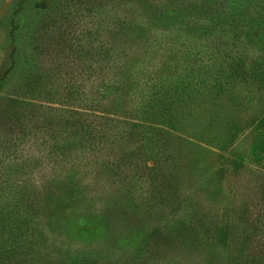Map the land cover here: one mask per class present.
<instances>
[{
	"label": "rangeland",
	"instance_id": "obj_1",
	"mask_svg": "<svg viewBox=\"0 0 264 264\" xmlns=\"http://www.w3.org/2000/svg\"><path fill=\"white\" fill-rule=\"evenodd\" d=\"M37 1L28 0L24 8L20 0H0V97L24 94L61 109L80 106L111 111L120 104L119 111H124L109 124L115 137L123 133L130 142L126 150L118 142L110 148L111 155L127 151L135 156L127 162L132 165H120L121 176L98 174L94 187L87 179L81 181L84 176L78 166L83 161L65 166L73 175L53 179L48 170L51 162L29 160L41 149L53 151L50 142L24 136L18 156L5 162L9 178L25 176L17 164L28 156L24 168L29 188L0 193V264H126L129 249L143 242L142 235L147 240L145 255L136 264H239L248 257L264 238V84L257 87L250 74L241 80L227 79V72L237 55L245 58V68L264 58V34L253 26L250 36L254 38H246L249 43L244 46L217 47L220 38L211 40L182 23L162 28L144 11L142 0H100L98 20L88 21L86 13L78 15L83 19L66 15L70 18L44 30L39 26L41 12L57 0ZM91 6L89 15H93ZM133 18L140 22L138 34L117 33L118 24ZM92 45L97 48L87 52ZM79 46L87 51L75 62L78 53L72 52ZM19 50L28 54L27 63L15 69L13 59ZM209 51L226 56L206 57L194 78L179 81L185 90L171 85L178 81L176 73L182 72L179 65L190 70L197 64L198 53ZM69 64L78 73L74 95L63 89ZM23 69L25 74L20 72ZM260 73L264 76V69ZM153 84L168 91L167 102L159 109L146 104ZM172 90L177 91L175 95ZM147 110L158 111L147 116ZM141 121L144 129L138 126ZM156 137L163 140L158 142ZM105 148L100 141L99 150L90 151L101 153ZM154 151L162 153L176 176L172 186L165 185L164 194L165 189L158 193L152 185L123 181L124 170L152 165L146 159ZM93 165V171L109 166L99 161ZM42 176H50L55 183ZM108 179L117 184L107 187ZM114 200L123 202L126 217L125 213L101 216L104 205ZM11 224L38 229L44 235L32 236L27 249L23 242L9 250Z\"/></svg>",
	"mask_w": 264,
	"mask_h": 264
},
{
	"label": "trees",
	"instance_id": "obj_2",
	"mask_svg": "<svg viewBox=\"0 0 264 264\" xmlns=\"http://www.w3.org/2000/svg\"><path fill=\"white\" fill-rule=\"evenodd\" d=\"M27 2L28 0H20V7L24 6L25 8ZM34 2L38 4L37 0H34ZM142 3L145 7L144 8L142 6L144 11L147 10L151 19L160 21L162 28L164 26L176 28L179 26L178 24L182 23L186 29H192V31L199 30L201 33L203 32L206 38H211V40L216 37L220 38L217 42H215L217 47H236V49H238L244 46L248 42L246 38H254L250 36V31L253 26L257 27L259 29L258 31L264 34V0H142ZM105 4L107 5V3ZM173 4H175V6H173ZM100 5H102L100 0H57L52 6L47 7L45 11L42 10V15L39 19V26L43 27L45 30L51 24L58 25L59 23L60 25L62 22L61 20L70 18L66 15H73L72 17H79L80 19H83L84 17L78 16L80 13H86L87 17L90 16L88 21H92V18L96 21L98 20L99 13H101L98 10V6L100 7ZM89 6H91L93 10V15H89V13L92 12ZM38 9L41 8L38 7ZM105 9H107V7H105ZM37 13H40V11L38 10ZM104 13H106V11H104ZM114 14L116 16L118 12L114 11ZM19 17L17 18L18 20L20 19ZM103 20L107 22L106 17L104 16ZM130 22L134 23L131 27ZM137 23L140 22L135 18L121 22V24H118L119 28L117 27V33H126L129 35L138 34V32L141 31V28ZM32 32L36 35L33 29ZM29 33H31V31H29ZM257 38L259 39L260 37ZM262 42L264 43V40H262ZM120 46H124V44L120 42ZM95 48H97L96 45H92L90 51H87V49L81 48L80 46L76 47L72 52L78 53L77 60L74 57V61L79 62L81 56L84 55L82 51L93 52L92 50ZM38 50L39 49L36 51ZM23 53L24 51L21 53V50H19V52L15 54V58L13 59L15 62V69L18 66H22L25 62L27 63L28 54L24 55ZM198 54H200V56L197 60V64L196 66H192L193 68L190 70H188L189 67L179 65V69L182 72L176 73L175 76L178 81L175 83L171 82L172 86L178 87V85H180V90H185L184 84L179 81L183 78H194L202 66L204 67L206 57L212 56L213 58H217V56H226V54H221V56L215 51ZM261 57H264V54ZM102 60L107 61L104 58H102ZM254 62V64H250V67L245 68V58H243L242 55H237V57H234L233 59L231 71L227 72V79L238 77L237 80H241L246 78L245 76L247 74H250V81L256 83L257 87H259V84H264V76H258L263 73H260V68L264 69V58L260 59V61ZM69 66L70 68H68L65 72L63 89H65L69 95H74L73 89L77 86L76 84L79 83L78 73L71 64H69ZM23 71L24 69L20 72L25 74L26 71ZM223 75L224 73L220 76ZM205 81L206 78H202L201 82L205 83ZM153 86L154 84L149 87ZM151 91L152 93H149L146 98V104L149 106H155L159 109L161 105L167 102L168 91H163L158 86L156 88L153 87ZM43 92L47 97L50 94L47 89L43 90ZM176 92L177 91H173V94L175 95ZM119 105L118 107L115 105V107H117V111L115 110V107L113 108V106L111 107V111L101 110L94 107L85 108L80 106L79 109H61L50 105L48 101H45V103L39 100L37 101L34 96L28 97L24 94H16V96H1L0 193L3 191L7 194V191H15V189H19V187H22L19 189V192L22 189L26 191L29 188V184H26L27 180L25 179V176L28 180L29 178L26 175L27 171L24 168V164H27L29 160H32L33 163L37 164L51 162L52 165L48 170L53 172L51 175L53 176L52 178L54 179V176L65 174L63 180L66 177V174L73 175L75 173L73 170L67 172L68 170L65 166L69 163L77 164L83 161L84 165L78 166L82 167L80 173L84 176L81 181L87 179L89 182L88 185H92L94 187H96L99 182L98 174H101L102 177H112L115 175L121 176L122 167H120V165L131 162L135 154L133 155L126 151L122 152L118 157L111 155L110 148H113L118 142L119 146L123 149H125L126 146H128L127 144L130 142L129 140L127 141L125 136H123V133H119L115 137L112 127H110L109 124V121L114 120V116L117 115L118 112L124 111H119ZM85 109L88 110L84 111ZM96 111L99 114L95 113ZM157 111L153 110V112H149L147 110V116L154 114ZM118 116L121 117V115ZM130 118L131 115L125 116L124 123L129 121ZM129 125L132 126L131 124ZM138 126L143 129L145 128L143 121L139 122ZM134 131L139 133L138 128H135ZM26 135H31L33 137L39 136L41 143L50 142L49 145H51L54 150L44 153V149H41L40 151L36 149L38 152L35 155L32 154L33 156L29 160L28 156H22L19 165L17 164V170H23L22 172L25 176L20 174L19 177L9 178L10 171L5 160H9L10 157L15 158L18 156V147L22 138ZM156 140L160 142L163 139L160 140L159 137H156ZM100 141L102 143H106V148L101 153L90 151L91 149L99 150ZM147 143H149V141H147ZM3 155L7 158L1 159ZM161 157V152L159 153V151H154V153L146 159V161L151 160L153 162L152 165L142 167L138 170H124L123 181L129 183L131 180H136L146 184V187L152 185L150 187H156L159 189L158 193L162 189H165V185L167 183L168 187L170 186L169 183H171L172 186L173 182L170 181L176 176L171 174V169L168 168V165L165 163L166 161ZM97 161L102 162L103 164L107 163L109 166H103L99 169V171H93L91 167H93V163H96ZM127 164L132 165L131 163ZM34 168L37 169L38 167ZM44 168L47 170L48 167ZM31 170L32 172L35 171L33 169ZM46 170L39 172L45 173ZM42 177H44L43 179L49 183H55L50 176ZM116 184L117 183H112L111 179H108L107 187ZM123 185L124 184H122V186ZM174 188H176V185H174ZM121 189H123V187ZM164 193H166V189L163 194ZM16 195L20 196L18 191ZM261 198L264 199V193L261 195ZM104 208L105 209L101 215L104 218L113 217V215L121 217L124 213L126 217L123 202L117 200L109 201L104 205ZM262 210L264 211V207ZM8 230L10 231V234L8 233L7 235L10 244L9 250H13L17 246L20 247L23 242L27 249L31 246L30 242L32 240V236L39 235L42 237V235H44V232L38 229H24L19 225L15 226L12 224ZM142 236L143 242H138L134 245V247L129 249L128 257H126L128 264H136V262L140 261L141 258H144V251L146 249H144V246L147 244V240H145V235ZM96 254H100L99 250L96 251ZM84 258L85 257L83 256V261ZM84 262H81L80 264H86L87 261ZM239 264H264V238L263 242L254 247L253 252L248 257L243 258Z\"/></svg>",
	"mask_w": 264,
	"mask_h": 264
}]
</instances>
